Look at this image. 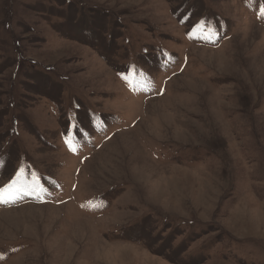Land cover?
<instances>
[{
	"label": "rangeland",
	"instance_id": "obj_1",
	"mask_svg": "<svg viewBox=\"0 0 264 264\" xmlns=\"http://www.w3.org/2000/svg\"><path fill=\"white\" fill-rule=\"evenodd\" d=\"M262 7L0 0V264H264Z\"/></svg>",
	"mask_w": 264,
	"mask_h": 264
},
{
	"label": "trees",
	"instance_id": "obj_2",
	"mask_svg": "<svg viewBox=\"0 0 264 264\" xmlns=\"http://www.w3.org/2000/svg\"><path fill=\"white\" fill-rule=\"evenodd\" d=\"M116 30H114V32H115ZM110 34H112V32H110ZM109 42H111V39L109 40ZM128 50H129V48H127L125 51L126 52H123V53H120V55H123V57H125V56H130L131 55V53L130 52H128ZM119 55V56H120ZM143 72H145L146 71V69H143L142 70ZM132 73L133 75H135V73L137 72L136 71V69L135 68H133L132 66H131V63H129L126 67L124 66V70H122V71H118L115 75H117V77H118V79H119V81L123 84V85H129V86H132V84L131 83H127V82H125L124 81V78H123V75L125 74V73ZM132 82L134 83L133 84V86H135V79L134 80H132Z\"/></svg>",
	"mask_w": 264,
	"mask_h": 264
},
{
	"label": "snow or ice",
	"instance_id": "obj_3",
	"mask_svg": "<svg viewBox=\"0 0 264 264\" xmlns=\"http://www.w3.org/2000/svg\"><path fill=\"white\" fill-rule=\"evenodd\" d=\"M261 15L264 16V7L261 8ZM71 147V145H70ZM7 189L0 190V199L3 198V193L6 192Z\"/></svg>",
	"mask_w": 264,
	"mask_h": 264
},
{
	"label": "bare ground",
	"instance_id": "obj_4",
	"mask_svg": "<svg viewBox=\"0 0 264 264\" xmlns=\"http://www.w3.org/2000/svg\"><path fill=\"white\" fill-rule=\"evenodd\" d=\"M9 261V260H8Z\"/></svg>",
	"mask_w": 264,
	"mask_h": 264
}]
</instances>
